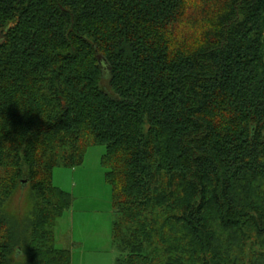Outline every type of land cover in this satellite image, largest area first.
Instances as JSON below:
<instances>
[{
  "label": "trees",
  "instance_id": "trees-1",
  "mask_svg": "<svg viewBox=\"0 0 264 264\" xmlns=\"http://www.w3.org/2000/svg\"><path fill=\"white\" fill-rule=\"evenodd\" d=\"M97 145L115 264H264V0H0V264H72Z\"/></svg>",
  "mask_w": 264,
  "mask_h": 264
},
{
  "label": "rangeland",
  "instance_id": "rangeland-1",
  "mask_svg": "<svg viewBox=\"0 0 264 264\" xmlns=\"http://www.w3.org/2000/svg\"><path fill=\"white\" fill-rule=\"evenodd\" d=\"M104 153V146H90L81 166L54 170V184L73 196L71 208L54 227L56 244L71 251L72 264H115L119 254L112 237V189L101 164ZM27 195L25 186L14 196L12 208L24 211Z\"/></svg>",
  "mask_w": 264,
  "mask_h": 264
},
{
  "label": "water",
  "instance_id": "water-1",
  "mask_svg": "<svg viewBox=\"0 0 264 264\" xmlns=\"http://www.w3.org/2000/svg\"><path fill=\"white\" fill-rule=\"evenodd\" d=\"M97 58H98L99 62H100L101 64H103L104 67H106V64H105L106 62H105V60L103 59V56L100 54V55L97 56Z\"/></svg>",
  "mask_w": 264,
  "mask_h": 264
}]
</instances>
